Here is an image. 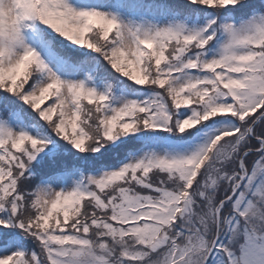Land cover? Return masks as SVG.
Returning a JSON list of instances; mask_svg holds the SVG:
<instances>
[{
  "label": "snow or ice",
  "instance_id": "1",
  "mask_svg": "<svg viewBox=\"0 0 264 264\" xmlns=\"http://www.w3.org/2000/svg\"><path fill=\"white\" fill-rule=\"evenodd\" d=\"M0 264H264V0H0Z\"/></svg>",
  "mask_w": 264,
  "mask_h": 264
}]
</instances>
